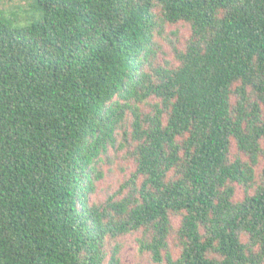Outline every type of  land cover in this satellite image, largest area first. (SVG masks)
<instances>
[{"label": "trees", "instance_id": "trees-1", "mask_svg": "<svg viewBox=\"0 0 264 264\" xmlns=\"http://www.w3.org/2000/svg\"><path fill=\"white\" fill-rule=\"evenodd\" d=\"M34 10L0 11V264H264V0Z\"/></svg>", "mask_w": 264, "mask_h": 264}, {"label": "rangeland", "instance_id": "rangeland-1", "mask_svg": "<svg viewBox=\"0 0 264 264\" xmlns=\"http://www.w3.org/2000/svg\"><path fill=\"white\" fill-rule=\"evenodd\" d=\"M0 11L9 19H12L14 25L23 28L32 21L40 18V15L34 10V0H0ZM183 35H188L186 29L181 30ZM113 165L105 166V179L99 185L98 194L95 200L103 201L109 193L118 189L119 184L128 175L130 170L123 173L122 169H127L128 165L122 161V158L113 159ZM244 193L238 190L237 199L241 200ZM137 244L135 237H128L125 240V248L122 252V262L124 264H150L146 258L137 255Z\"/></svg>", "mask_w": 264, "mask_h": 264}]
</instances>
